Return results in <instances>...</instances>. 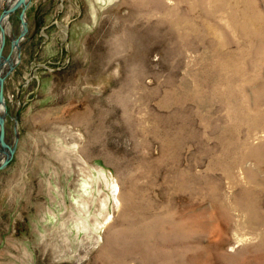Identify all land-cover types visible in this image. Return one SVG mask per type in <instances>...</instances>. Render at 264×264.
Returning a JSON list of instances; mask_svg holds the SVG:
<instances>
[{
    "label": "rangeland",
    "instance_id": "1",
    "mask_svg": "<svg viewBox=\"0 0 264 264\" xmlns=\"http://www.w3.org/2000/svg\"><path fill=\"white\" fill-rule=\"evenodd\" d=\"M20 8L0 264H264V0Z\"/></svg>",
    "mask_w": 264,
    "mask_h": 264
},
{
    "label": "water",
    "instance_id": "2",
    "mask_svg": "<svg viewBox=\"0 0 264 264\" xmlns=\"http://www.w3.org/2000/svg\"><path fill=\"white\" fill-rule=\"evenodd\" d=\"M25 1L26 0H17V2L14 4V6L11 7V9H13L16 6L21 5V8L18 11V16H17L18 20L21 23V29L19 31V34L13 40L14 44H16V56L18 55V51H17L18 50V41L23 36V34L26 32V22L24 20ZM2 45H3V42L1 41L0 42V58L2 57L4 60H7V59H9V53L5 57H3L1 55ZM10 68L11 67H9L8 70L2 76H0V102L2 103L3 110H4V104H3L2 82H3L4 75L10 70ZM4 130H5V128H4L3 117L0 116V149L2 150V152L4 154L3 160L0 161V168H2L11 157V148L4 141Z\"/></svg>",
    "mask_w": 264,
    "mask_h": 264
},
{
    "label": "bare ground",
    "instance_id": "3",
    "mask_svg": "<svg viewBox=\"0 0 264 264\" xmlns=\"http://www.w3.org/2000/svg\"><path fill=\"white\" fill-rule=\"evenodd\" d=\"M16 3V0H12L11 2H9L8 3V9H4L3 10V12L1 13V15H0V17L2 16H4V18L2 19V25H3V28H4V33L6 34V24H7V20H8V14L9 13H13V12H15L18 8H20L21 7V5H18V6H16L15 8H13V9H11V7L12 6H14V4ZM1 17V18H2ZM24 20H25V17H24ZM21 24V23H20ZM2 42H3V45L5 44V40H4V36H3V38H2V40H1ZM2 45V46H3ZM2 49V48H1ZM3 58L1 57L0 58V63H1V60H2ZM8 60V59H7ZM9 65V64H8ZM11 65V64H10ZM0 70H2V72H5L4 71V66H3V64L1 65V69ZM1 72V74H3ZM1 105V104H0ZM1 109V108H0ZM0 116H2L1 115V113H0ZM3 117V121H4V116H2Z\"/></svg>",
    "mask_w": 264,
    "mask_h": 264
}]
</instances>
